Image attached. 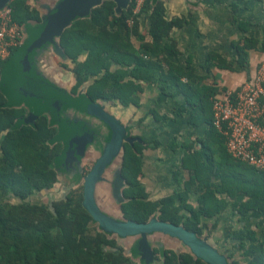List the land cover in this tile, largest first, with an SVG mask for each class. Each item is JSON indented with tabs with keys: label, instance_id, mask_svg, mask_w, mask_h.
<instances>
[{
	"label": "trees",
	"instance_id": "trees-1",
	"mask_svg": "<svg viewBox=\"0 0 264 264\" xmlns=\"http://www.w3.org/2000/svg\"><path fill=\"white\" fill-rule=\"evenodd\" d=\"M241 1L232 2L233 13ZM9 6L13 20L21 27L37 18V13L24 0H12ZM132 9V0L120 11H116L113 1H103L88 15L76 17L55 38L64 56L74 65L71 72L76 83L70 93H85L90 100L103 105L114 102L122 106L138 105L141 83L152 84L162 95L183 96L192 110L189 123L203 125L205 131L202 138L182 147L185 153L181 168L189 173L182 191L178 189L175 195L158 201L148 200L145 187L140 183L142 152L157 146V142L139 138L123 144L119 164L123 182L119 211L123 221L147 223L157 217L199 235L204 219H217L231 209L239 222L249 220L255 227L264 226V216L259 221L253 217L264 215V171L237 162L227 154L221 135L212 126L210 99L218 89L203 82L206 76L170 60L178 55V50L168 41L170 31L181 22L165 19L161 1L152 5L151 0H145L141 12L149 13L151 41L146 42L143 36L137 35L136 46L131 40L137 32V17L133 16ZM131 18L133 24L128 26ZM233 19L242 32L247 31V22L239 21L235 14ZM233 47L238 55L236 64L244 68L248 65L250 50L264 51V40L243 36ZM204 66L208 71L215 67L233 69L232 64L217 55L210 56ZM8 104V99L0 92V194L3 191L11 194L20 204L17 205L19 210L12 206L17 210L16 220L8 219L0 207V264L128 263L121 253L106 249L117 248V244L106 237L111 233L102 231L82 206L81 189H70L52 205L29 204L31 195H47L57 182L56 162L63 146L59 140H53L55 130L49 126L46 114L39 113L31 124H19L27 113L26 105L14 108ZM152 114L160 118L157 112L152 111ZM191 194L196 196V206L187 203ZM41 212L43 215L39 218L44 221H36L38 216L34 213ZM78 219L80 228L70 229L67 222L76 224ZM23 222L27 223L26 231ZM94 224L92 237L88 232ZM54 227L66 241L58 242L52 236ZM228 236L254 264H264V239L259 238L255 229L238 227ZM71 239L78 242L71 246ZM159 254L163 257L162 264H207L190 252L178 254L163 250ZM225 256L231 258V254Z\"/></svg>",
	"mask_w": 264,
	"mask_h": 264
},
{
	"label": "crops",
	"instance_id": "crops-1",
	"mask_svg": "<svg viewBox=\"0 0 264 264\" xmlns=\"http://www.w3.org/2000/svg\"><path fill=\"white\" fill-rule=\"evenodd\" d=\"M24 1L37 13L34 21L22 26L27 38L48 20L64 0ZM233 1L163 0L165 19L181 22V25L173 28L170 33L178 50L174 61L170 60L184 69H193L206 76L203 82L215 86L218 91L236 89L251 80L258 63L264 60V51L250 50L248 65L240 68L236 64L238 55L233 47L243 36L264 40V0H242L234 13ZM233 14L239 21L248 23L247 31L242 32L238 28ZM212 55L232 64L233 69L215 67L208 71L204 64ZM61 66H64V69H61ZM66 68L71 69V62L64 56L55 40L28 54L17 65V70L22 76L64 89L69 88V83L72 84L73 76ZM141 85L138 105L122 106L114 102L105 106L111 105L110 110L106 111L127 127L131 138L157 142V146L146 148L142 152L140 183L145 187L148 200L158 201L174 195L175 191L183 188L184 183L188 181V171L181 168L185 153L182 147L202 138L205 127L189 123L192 110L183 96L168 97L162 95L152 84ZM0 92L6 96L10 106L26 103L21 94L7 88L1 81ZM28 99L34 102L40 111L43 112L45 108L52 111L42 100L32 97ZM152 111L157 112L160 118H155ZM57 114L64 139L63 154L56 162L57 185L59 190L67 192L79 185L84 170L99 158L109 141L110 131L98 119L73 107L61 106ZM119 164L120 155L106 168L101 181L97 182L94 199L98 186L106 196L110 192L112 202H121L123 182L119 178ZM57 195L58 193L55 196Z\"/></svg>",
	"mask_w": 264,
	"mask_h": 264
},
{
	"label": "water",
	"instance_id": "water-1",
	"mask_svg": "<svg viewBox=\"0 0 264 264\" xmlns=\"http://www.w3.org/2000/svg\"><path fill=\"white\" fill-rule=\"evenodd\" d=\"M10 0H0V9L8 5ZM103 0H64L34 33L12 52L3 63L0 81L9 89L21 94L22 99L31 108L29 120L37 115V105L28 97L40 99L52 109V116L58 120L57 113L61 106L79 109L104 123L110 138L99 158L94 162L83 182V207L88 211L99 227L119 237L140 236V243L144 246L146 237L153 233H160L173 237L184 244L197 258L207 264H229L226 257L217 254L204 241L198 239L192 232L182 226L152 218L147 223L119 221L105 215L97 206L94 192L97 182L101 181L106 168L117 158L125 142L132 143L127 127L105 110L106 106L90 100L85 93L72 95L70 91L41 81L31 80L22 76L17 65L28 54L35 52L47 43L61 35L66 27L78 16H86L91 8L98 6ZM116 4V11L126 8L130 0H112ZM28 120V119H27ZM28 122V121H25ZM65 129L64 127H62ZM66 132V131H65ZM62 139L58 134L53 140ZM120 178V175H119Z\"/></svg>",
	"mask_w": 264,
	"mask_h": 264
},
{
	"label": "rangeland",
	"instance_id": "rangeland-1",
	"mask_svg": "<svg viewBox=\"0 0 264 264\" xmlns=\"http://www.w3.org/2000/svg\"><path fill=\"white\" fill-rule=\"evenodd\" d=\"M158 1H161L163 4V0H151V4L155 5L158 3ZM242 2V1H241ZM47 3V2H46ZM49 3V2H48ZM165 3V2H164ZM240 3V2H239ZM238 3V4H239ZM99 6V5H98ZM97 7V6H96ZM164 7V4H163ZM94 8V7H93ZM92 9V8H91ZM148 12H141L139 15L135 16L137 17V32L133 33L134 36L131 38L132 42L135 43L137 46V35L143 36L145 38L146 42L151 41V37L148 35V30L150 27V23L148 21ZM169 21V20H168ZM128 23V22H127ZM132 25V24H131ZM128 23V26H131ZM171 33V31H170ZM168 41H171V43L174 46V49L177 50L176 44L172 41L171 37L169 36ZM84 56L80 57V61H82ZM175 58V57H174ZM173 57H170L171 60L174 61ZM59 63H61L58 60ZM64 66H61V69ZM74 68V65L71 63V69H68V71H71ZM70 69V70H69ZM76 81L75 78L72 76V84L69 83V88H65L66 90L70 91L71 87L75 85ZM26 104V103H25ZM25 104H22L20 106H14L11 105L14 108H19V107H25ZM9 105V104H8ZM109 105V104H108ZM109 108V109H108ZM110 107H106L105 110H110ZM154 108V107H153ZM152 108V109H153ZM27 113L23 118H20L19 124H25V123H33L35 122V119L38 117L39 113L46 114L50 120L49 126L55 130V137L58 136V134H61V126L59 123V116L57 114L58 120H55L54 117L52 116V111L49 109H44V111H40V109H37V115L34 116L31 120H29V117L31 115V108L27 106L26 109ZM109 112V111H108ZM28 119V120H27ZM28 121V122H25ZM64 136V135H63ZM196 139L194 140V142ZM59 143L64 147V139H60ZM51 144H54V142H51ZM63 154V153H62ZM57 164V163H56ZM92 164V163H91ZM93 165V164H92ZM87 166L86 170L83 172V179L80 181L79 185L75 188L72 189H81L83 192V182H84V177L87 175V173L90 171V167L92 166ZM56 172V169H55ZM212 177V176H211ZM211 181H215L214 178H211ZM58 183L56 182L49 194H40L36 193L31 195L28 198L29 204H33L36 206H41L42 204L46 205H52V203L55 200H58L61 197H64L67 195L69 190L67 192L59 190V186L57 185ZM61 187V186H60ZM101 187L97 186L96 193H95V201L97 205L99 206L100 210L107 216L123 221L122 215L119 211V203L117 202H112L110 198V192H108L107 196L103 193H101ZM180 191H182V187L179 188ZM177 191V190H176ZM58 193L57 196H55ZM176 192L174 193V195ZM61 195V197L59 196ZM63 195V196H62ZM220 197H224V195H220ZM192 206H196V196L193 194L190 195L188 202ZM19 201L14 198L11 194H7L6 192H2L0 194V207H2L3 210H5L6 217L10 220H16L17 217L15 214H17V210L12 209V206H16L18 209L19 206ZM82 206H83V200H82ZM19 210V209H18ZM38 217L36 218V221H41L43 222V219H40L43 215V213H34ZM33 215V214H32ZM39 216H41L39 218ZM264 215H256L253 216L255 220L259 221L263 218ZM80 217V215H79ZM156 220H160L157 217H154ZM79 220V219H78ZM27 223L23 222V230L26 231ZM67 225L71 227H77L78 229L80 228V220L75 224V222H67ZM98 225V224H97ZM93 226H90V231L88 234L90 236H94L95 232L92 230ZM99 226V225H98ZM181 226V225H179ZM250 227L252 229H255L258 232V236L261 240L264 239V226H256L252 221L248 222H239L238 218L234 215V212H232L231 209L228 211H225L219 218H211V219H204V222L202 223L201 227V233L198 235L194 232H192L198 239L204 241L206 245L211 247L212 250H214L217 254L225 256L227 254H231V258H226L227 263L233 264V261H237L239 264H254V260L250 258V256L243 254V250H239L237 248L236 241L231 239L228 235L230 231L233 229H238L241 227ZM55 229L52 230L51 234L53 237L58 242L66 241L63 237H61L58 233V228L54 227ZM184 228V227H183ZM103 231V230H102ZM105 232V231H104ZM103 232V233H104ZM106 233V232H105ZM107 238H111L114 242L117 244V248H110L106 247V249L110 250L114 254L121 253L124 259L128 260V263L126 261L124 264H162L163 257L159 252H162L163 250H172L178 254H184L186 252L192 253L184 244H182L179 240L169 237L167 235H163L160 233H153L150 234L146 237L144 246L141 245L140 243V238L139 237H119L118 235L115 234H110V236H106ZM77 239H71L69 240V243L71 246H73L75 243H77ZM156 249L158 252H154L153 250ZM121 250V251H120ZM193 254V253H192ZM194 255V254H193ZM196 257V256H195ZM226 257V256H225Z\"/></svg>",
	"mask_w": 264,
	"mask_h": 264
},
{
	"label": "built area",
	"instance_id": "built-area-1",
	"mask_svg": "<svg viewBox=\"0 0 264 264\" xmlns=\"http://www.w3.org/2000/svg\"><path fill=\"white\" fill-rule=\"evenodd\" d=\"M133 16L145 0H132ZM133 24V18L128 20ZM25 38L9 5L0 9V79L2 64ZM212 126L221 135L227 154L237 162L264 171V60L253 78L236 89L219 90L211 99Z\"/></svg>",
	"mask_w": 264,
	"mask_h": 264
}]
</instances>
